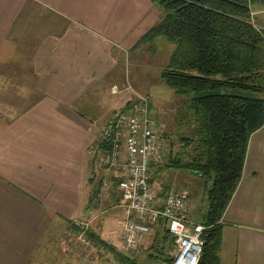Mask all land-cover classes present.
I'll return each instance as SVG.
<instances>
[{"label": "crops", "instance_id": "0c3cea01", "mask_svg": "<svg viewBox=\"0 0 264 264\" xmlns=\"http://www.w3.org/2000/svg\"><path fill=\"white\" fill-rule=\"evenodd\" d=\"M250 14L264 31V0ZM160 19L149 0H0V264L31 262L51 225L83 216L98 172L108 185L94 147L136 100L138 41ZM220 224L219 264H264V125Z\"/></svg>", "mask_w": 264, "mask_h": 264}, {"label": "trees", "instance_id": "16d2710c", "mask_svg": "<svg viewBox=\"0 0 264 264\" xmlns=\"http://www.w3.org/2000/svg\"><path fill=\"white\" fill-rule=\"evenodd\" d=\"M149 1L160 9L161 19L138 44L158 37L174 44L160 79L174 94L187 97L181 117L193 125V139L180 140L184 146L195 144L196 153L185 162L169 156L164 168L184 170L211 182L204 192L199 264H219L220 220L240 182L249 138L264 125V31L250 23L253 0ZM117 184L112 181L114 190ZM100 186L101 181L95 185L98 190ZM114 196L119 202L118 192ZM161 233L158 253L162 255L168 242L171 250L173 240L165 230ZM86 235L102 249L116 253L122 263L133 264L93 233ZM163 261L171 264V260Z\"/></svg>", "mask_w": 264, "mask_h": 264}, {"label": "rangeland", "instance_id": "374dc122", "mask_svg": "<svg viewBox=\"0 0 264 264\" xmlns=\"http://www.w3.org/2000/svg\"><path fill=\"white\" fill-rule=\"evenodd\" d=\"M250 19V23L257 28ZM147 49L142 51V59L150 60L149 66L143 64L139 73L138 95L144 96L148 101V117L154 123L157 132L169 139L170 152L165 158V162L158 168H164L169 156L179 158L186 161L196 153L194 151L195 144L184 146L181 138L193 139V125L182 119L184 103L187 97L177 96L173 90L165 86L160 79V72L168 62L169 56L174 49V44L168 42L163 37L156 38L151 43H145ZM151 46V47H150ZM128 64V62H127ZM136 64L133 62L132 66ZM130 71V72H129ZM123 73L128 75L132 73L130 67ZM134 82V80H133ZM135 87V88H136ZM136 98V97H135ZM136 101L135 99L133 102ZM132 102V103H133ZM2 111V106L0 107ZM13 112L11 113V116ZM97 153V152H96ZM98 155V153H97ZM151 171L150 184L158 193H165L169 190L184 191L188 195L190 219L200 223L205 211V189L210 186L211 182L205 178H201L195 174L184 170L166 169L157 172ZM99 176H94V182L91 189H95V185L101 181L102 172H98ZM102 184V183H101ZM164 188H168L166 191ZM173 188V189H172ZM98 190V188H96ZM98 203L95 207H91L89 216H82L76 221H60L51 225L35 250L36 256L28 264H125L122 263L116 253L102 249L97 243L92 241L86 233L91 232L100 240L112 244L116 251L122 256H126L133 264H167L164 259L171 260L170 252L167 248L169 242L165 246V250L161 255L158 253L161 244V229H155L143 240V243L132 251H121V221L123 213L118 207L117 198L114 196L118 190L109 186H100ZM92 198V193L90 195ZM201 224V223H200ZM77 228V230L74 229ZM159 232L158 238L155 233ZM150 247H153L151 250ZM154 255V256H153ZM158 256V258H157ZM154 257V258H153ZM35 262L36 259H39Z\"/></svg>", "mask_w": 264, "mask_h": 264}, {"label": "built area", "instance_id": "2783aa9c", "mask_svg": "<svg viewBox=\"0 0 264 264\" xmlns=\"http://www.w3.org/2000/svg\"><path fill=\"white\" fill-rule=\"evenodd\" d=\"M97 149L105 183L118 182V207L124 214L121 251L134 250L159 228L173 240L171 264H199L205 227L190 219L187 193L169 190L160 198L150 184L151 171L165 162L170 144L149 119L144 96L137 95L134 106L105 121L94 147Z\"/></svg>", "mask_w": 264, "mask_h": 264}, {"label": "water", "instance_id": "95a60500", "mask_svg": "<svg viewBox=\"0 0 264 264\" xmlns=\"http://www.w3.org/2000/svg\"><path fill=\"white\" fill-rule=\"evenodd\" d=\"M135 104H136V101H134V102L129 106V108H131V107L134 106ZM91 193H92V198H93V202H92V206H91V207L93 208V207H95V206L97 205V203H98L99 192H98V190L95 188V189H92ZM89 213H90V209H87V210L84 212L83 216H84L85 218H87V217L89 216Z\"/></svg>", "mask_w": 264, "mask_h": 264}]
</instances>
